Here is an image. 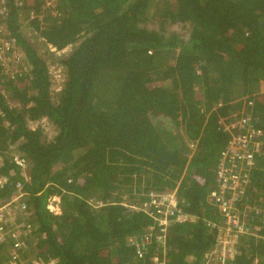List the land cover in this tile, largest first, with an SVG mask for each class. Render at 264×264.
<instances>
[{
	"label": "trees",
	"instance_id": "1",
	"mask_svg": "<svg viewBox=\"0 0 264 264\" xmlns=\"http://www.w3.org/2000/svg\"><path fill=\"white\" fill-rule=\"evenodd\" d=\"M55 1L7 0L6 31L28 66L15 81L0 69V173H14L0 202L22 182L31 225L25 258L153 264L163 258L161 244L137 257L127 239L154 225L138 210L148 195L179 186L180 207L198 221L169 231L166 255L169 264H203L219 236L209 223H222L209 203L232 137L222 118L239 109L264 133V0H165L152 16H161L159 30L147 23L161 0ZM170 22L190 26L189 39L167 34ZM25 25L58 52L79 43L60 61L67 81L56 96ZM45 118L58 131L49 142L30 127ZM14 155L29 163V180ZM252 195L264 205V149L251 173L253 203ZM53 197L61 200L59 214L48 209ZM14 248L0 245V264H9ZM230 264H264V242L243 239Z\"/></svg>",
	"mask_w": 264,
	"mask_h": 264
},
{
	"label": "built area",
	"instance_id": "2",
	"mask_svg": "<svg viewBox=\"0 0 264 264\" xmlns=\"http://www.w3.org/2000/svg\"><path fill=\"white\" fill-rule=\"evenodd\" d=\"M8 14L7 0H0V69L6 73L8 80L15 81L18 76L23 77L28 60L16 38H10L6 31ZM223 107L224 104L220 103L212 111L219 112ZM205 111L206 108H202L201 113ZM222 121L232 137L216 168L215 186L209 196V203L218 209L222 223L220 226L209 223L212 228L218 229L219 236L216 249L208 256L206 264H230L236 257L239 242L245 238L254 236L264 242V235L260 233L264 229V205L257 202V196L252 195L253 203L248 196L256 158L264 149V133L254 127L252 118H241L239 109L231 110L230 116H223ZM198 144L199 140L192 141L191 150L195 151ZM2 162L3 157L0 155V164ZM12 163L21 169L23 176L29 180L26 173L29 167L27 160L14 155ZM13 174L0 173V193L10 185ZM23 189L22 182H19L13 195L0 202V245L9 241L15 244L9 264H57V259L53 257L46 260L36 259L35 255L25 258L29 248L28 235L31 225L27 223L29 213ZM181 203L183 200L179 194V186L174 191L151 192L148 195L143 207L138 210L148 214L154 225L142 234L127 239V246L135 250L137 257H144L154 243H159L164 250L163 258L156 255L152 263L169 264V257L166 255L169 231L175 226L190 225L198 221L197 216L183 211ZM48 209L54 214L61 213L60 198L50 199Z\"/></svg>",
	"mask_w": 264,
	"mask_h": 264
},
{
	"label": "rangeland",
	"instance_id": "3",
	"mask_svg": "<svg viewBox=\"0 0 264 264\" xmlns=\"http://www.w3.org/2000/svg\"><path fill=\"white\" fill-rule=\"evenodd\" d=\"M169 1L172 4L174 3V0H169ZM164 2H165V0H161V1L157 2L156 5L154 4V7L151 9V11H150L151 12V14H150L151 19L147 23V25L149 26V29H155V30L160 29L161 19H162L161 16L159 15V16H156L154 18L152 16L155 15V11H157L158 8L164 7V4H165ZM26 25L24 26L22 31L25 34L28 41L38 49V52H39L40 56L42 57V59H44L46 61V64L49 67V71L51 73V78H52V95L56 96V94H58L64 88L65 83L67 81L66 69H65L64 65L60 63V61H61V59L66 58V56H68L70 53H72L75 50V47L78 46L79 43H77L76 45L68 47L64 51L58 52V51H56V49L51 48V46H47L42 39L38 38L37 33H35L32 29H30L29 26H26ZM165 28H166L165 32H167V34L174 33L184 41H187L190 37L191 27L188 25H183L180 23L173 24L172 22H170V23H167L165 25ZM171 62H172V60H170V59H168L166 61L167 64L168 63L170 64ZM164 123H166V126L168 128H171L172 125L170 122L164 121ZM199 126H202L201 122H199ZM30 127L32 129H37L40 127L43 130L45 138L47 139L48 142L52 141L58 133L56 126L53 124L52 121H50L47 118H45V119H43L37 123H31ZM184 133L186 134V129H184L183 134ZM187 140H189V139L187 138ZM189 146H190V144H189ZM32 240H31V242H34ZM12 253H13V251L11 252L10 255H12ZM33 255L34 254L29 253L30 257Z\"/></svg>",
	"mask_w": 264,
	"mask_h": 264
},
{
	"label": "crops",
	"instance_id": "4",
	"mask_svg": "<svg viewBox=\"0 0 264 264\" xmlns=\"http://www.w3.org/2000/svg\"><path fill=\"white\" fill-rule=\"evenodd\" d=\"M11 250V252L13 251V249H10ZM207 259V258H206ZM206 262H207V260H205L204 262H203V264H206Z\"/></svg>",
	"mask_w": 264,
	"mask_h": 264
}]
</instances>
